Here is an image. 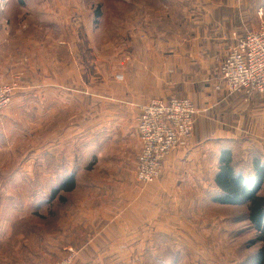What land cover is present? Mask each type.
Here are the masks:
<instances>
[{"label": "crops", "instance_id": "obj_1", "mask_svg": "<svg viewBox=\"0 0 264 264\" xmlns=\"http://www.w3.org/2000/svg\"><path fill=\"white\" fill-rule=\"evenodd\" d=\"M185 1L187 26L175 29L172 40L164 37L167 31L126 28L128 37L104 44L99 72L86 54L97 42L88 47L85 28L74 27L83 18L72 0L41 3L47 8L39 16L43 30L9 28L0 12V84L20 76V89L0 119V163L38 168L51 159L47 152H62L59 175L36 169L45 180L39 186L17 185L25 174L20 170L9 177L0 172V264H54L70 248L77 252L73 264H168L169 257L173 264L183 251L204 264L230 252L245 258L247 205L215 201L225 194L216 180L259 184L264 197V94L222 100L209 82L226 59L227 35L250 31L243 20L264 10V0ZM123 55L134 59L128 72L119 67ZM63 73L67 89L58 84ZM169 97L192 101V135L170 152L160 179L138 183L140 108ZM58 112L83 115L55 124L61 132L41 135ZM103 129L117 132L109 141L121 147L117 154L102 151ZM9 142L23 144L11 149ZM70 177L75 188L51 199ZM7 180L12 185L1 186Z\"/></svg>", "mask_w": 264, "mask_h": 264}, {"label": "built area", "instance_id": "obj_2", "mask_svg": "<svg viewBox=\"0 0 264 264\" xmlns=\"http://www.w3.org/2000/svg\"><path fill=\"white\" fill-rule=\"evenodd\" d=\"M4 0L0 1L2 4ZM256 29L241 35L230 32V42L226 59L217 75L209 82L211 89L222 99L233 94H264V10L259 9L255 17ZM92 59V70H99L104 48L96 45L86 49ZM134 64L130 55L120 59L121 71L128 72ZM67 74L60 76L62 87H66ZM20 89V76L16 75L0 84V119L10 106L13 94ZM195 107L191 100L172 97L167 100L151 99L140 108L137 132L140 151L136 158L135 180L148 184L161 178L165 162L170 152L182 141L191 137L194 127ZM260 169L259 166L256 167ZM264 178V173L261 174ZM164 246L163 242H159ZM77 252L68 249L67 253L54 264H73Z\"/></svg>", "mask_w": 264, "mask_h": 264}, {"label": "rangeland", "instance_id": "obj_3", "mask_svg": "<svg viewBox=\"0 0 264 264\" xmlns=\"http://www.w3.org/2000/svg\"><path fill=\"white\" fill-rule=\"evenodd\" d=\"M45 0H4L2 4L0 3V12L3 10L6 14V20L9 23V28H15L16 26H29V30H32V26L37 28L44 29L45 25L43 23V18L41 19L39 16L44 15L47 8H41V3L43 4ZM69 1V0H68ZM73 4L72 8L76 7V10L81 12V17L83 18V22H75L73 25L75 28L79 30V26L85 28L86 33H84L85 38L88 44L101 45L103 48L104 44L114 41L117 38H121L122 36L128 37L126 34L128 28L135 27H150L153 23L156 24V19H160L161 17H166V19L179 17V13L174 10L176 6L175 0H72ZM51 2V1H50ZM49 2V3H50ZM222 2L226 3L227 1L222 0ZM45 3V2H44ZM247 1V7L251 5V3ZM165 4V5H164ZM35 12H38V16L35 15ZM257 13V12H256ZM256 13L252 16V19H244L243 22L249 23V30L252 31L256 29ZM35 15V19H34ZM76 17V16H75ZM181 20V18L177 19ZM38 22V23H36ZM32 25V26H30ZM127 28V30H126ZM58 29V28H57ZM170 29V28H169ZM80 35L82 36L81 31ZM132 37V36H131ZM167 40H172L173 34L172 32H168L164 36ZM92 46V47H93ZM106 49V48H105ZM104 49L103 57L107 50ZM85 52V51H84ZM125 56V55H123ZM122 56V57H123ZM121 57V58H122ZM120 58V59H121ZM120 62V60H119ZM92 69V67H91ZM93 71V70H92ZM99 72V71H94ZM61 76V75H60ZM68 79V76H67ZM59 86L62 89H67L66 87H62L61 82H58ZM83 114H68L62 115L60 112L54 114L50 118V126L48 127V131H43L40 134L46 135L51 133L61 132L60 129L56 128L55 124H61L63 122H77L82 117H79ZM109 116L103 115V122L108 119ZM92 122V121H91ZM114 135H117L116 131L108 132L103 129L101 136V147L102 151L106 154H117V151H121V147L117 146L114 143H110L109 141L113 139ZM91 142H88V144ZM23 142H9L11 149H19L22 146ZM21 145V146H20ZM38 142H34V146L36 147ZM20 146V147H18ZM34 147V148H35ZM93 146L88 149L87 154H93ZM119 151V152H120ZM51 154V159L39 164V167L45 168L48 167L52 170L53 173L59 175L61 173L62 164L60 163V158L62 152L60 150H51V152L46 153ZM30 153H28V156ZM19 163L9 162L6 164L0 163V172L5 171L4 175L9 177V175L13 171L20 170L23 173V177L18 178L17 185L21 182V188H28L30 186H39L41 182H44V179H40L39 175H36V164H31L29 162H24L20 165ZM35 175H32V170ZM1 166H3L1 168ZM27 174V175H26ZM32 175V176H29ZM12 183L10 180H7V183H2L3 187H10ZM264 194V187L262 189ZM259 194V191H258ZM58 201V200H57ZM261 234V233H260ZM260 234L256 230L255 226L247 222L246 229V252L243 255L245 258H242V253L236 252V254L229 253V257L220 258L215 260L213 264H258V260L256 254L261 247V242L258 241ZM263 242H264V234ZM154 245V244H153ZM155 246V245H154ZM157 247H161L160 243L156 244ZM163 247V246H162ZM236 255H239L236 256ZM174 259L173 264H204L201 261H195L189 257V253L183 251L181 256ZM192 261V262H190ZM168 264H172L171 257L168 258ZM208 264H212V260L208 261Z\"/></svg>", "mask_w": 264, "mask_h": 264}, {"label": "trees", "instance_id": "obj_4", "mask_svg": "<svg viewBox=\"0 0 264 264\" xmlns=\"http://www.w3.org/2000/svg\"><path fill=\"white\" fill-rule=\"evenodd\" d=\"M175 2H176V6L174 10L179 13V17L177 19L181 18V20H177L175 18H173V20L171 18L170 20V19H166V17H161L160 19H156V24L153 23L150 27L146 26V28H148L149 30H157L160 32L162 31L163 32H166V31L174 32L175 29L177 28H180L182 26H183L182 28H184L185 26H187V21L185 19V14L183 11V9L185 10L188 7L187 2L185 0H175ZM235 31H238L239 34H242V32L239 30L235 29ZM18 91L19 90H17L13 94L12 101H13L15 94ZM169 98H172V97H169ZM167 99H163V100H167ZM261 171L262 170H260L259 172L260 177H261V174L264 173ZM227 179H228L227 185H226V180L224 179L216 180L217 185L222 191H224L225 194L222 197L216 198L215 201L224 202L227 204L245 203L247 205L249 221L251 222L253 226L257 227V229L261 233L258 239V241L262 243L261 247L258 250V255H257L258 264H264V242H263V236H262L264 234V197L258 194L259 184L254 186L253 188H248L247 185L245 186L243 185V183H240L234 179H231V178L230 179L227 178ZM222 181L225 182V185L222 184ZM75 186H76V182L74 178L72 177L68 178L59 186L58 190L54 191L51 194L52 195L51 199H53L60 192L66 193V192L72 191L75 188ZM59 197H60V200H64L61 196Z\"/></svg>", "mask_w": 264, "mask_h": 264}, {"label": "bare ground", "instance_id": "obj_5", "mask_svg": "<svg viewBox=\"0 0 264 264\" xmlns=\"http://www.w3.org/2000/svg\"><path fill=\"white\" fill-rule=\"evenodd\" d=\"M0 1H2V0H0Z\"/></svg>", "mask_w": 264, "mask_h": 264}]
</instances>
